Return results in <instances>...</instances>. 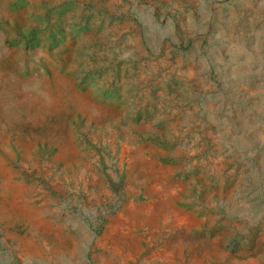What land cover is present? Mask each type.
I'll return each mask as SVG.
<instances>
[{
	"label": "rangeland",
	"instance_id": "374dc122",
	"mask_svg": "<svg viewBox=\"0 0 264 264\" xmlns=\"http://www.w3.org/2000/svg\"><path fill=\"white\" fill-rule=\"evenodd\" d=\"M0 264H264V0H0Z\"/></svg>",
	"mask_w": 264,
	"mask_h": 264
}]
</instances>
